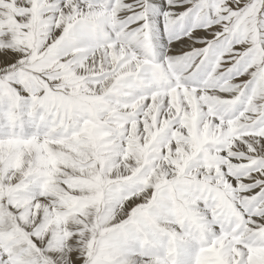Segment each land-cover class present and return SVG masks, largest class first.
<instances>
[{"label":"snow or ice","instance_id":"1","mask_svg":"<svg viewBox=\"0 0 264 264\" xmlns=\"http://www.w3.org/2000/svg\"><path fill=\"white\" fill-rule=\"evenodd\" d=\"M0 264H264V0H0Z\"/></svg>","mask_w":264,"mask_h":264}]
</instances>
